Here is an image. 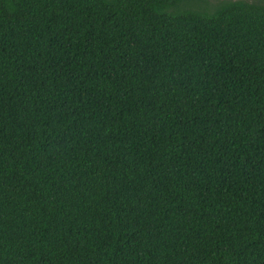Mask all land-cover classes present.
<instances>
[{"label":"trees","instance_id":"1","mask_svg":"<svg viewBox=\"0 0 264 264\" xmlns=\"http://www.w3.org/2000/svg\"><path fill=\"white\" fill-rule=\"evenodd\" d=\"M0 264H264V5L0 0Z\"/></svg>","mask_w":264,"mask_h":264},{"label":"rangeland","instance_id":"2","mask_svg":"<svg viewBox=\"0 0 264 264\" xmlns=\"http://www.w3.org/2000/svg\"><path fill=\"white\" fill-rule=\"evenodd\" d=\"M210 1H215V0H210ZM247 1H253V0H247ZM255 1H257L258 3H260V4H263L264 5V0H255ZM199 6H200V4H201V1H199Z\"/></svg>","mask_w":264,"mask_h":264}]
</instances>
